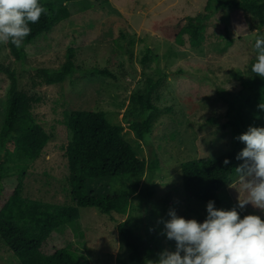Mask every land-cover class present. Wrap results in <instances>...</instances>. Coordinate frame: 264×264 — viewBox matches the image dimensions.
Instances as JSON below:
<instances>
[{"label":"rangeland","instance_id":"rangeland-1","mask_svg":"<svg viewBox=\"0 0 264 264\" xmlns=\"http://www.w3.org/2000/svg\"><path fill=\"white\" fill-rule=\"evenodd\" d=\"M206 3L207 0H73L67 3L73 13L88 9L102 12L103 17L97 20L98 26H112L106 31L108 33L100 34V40L94 38V34L90 36L88 26L64 23L55 32L28 45L27 56L21 61L16 59L8 44H0V63L15 71L24 88L40 95L39 117L48 130L57 135L35 162L15 161L7 167L9 172L14 168L25 172L24 191L27 198L45 205H75L72 188L66 180V143L59 130L64 128L66 112L74 109L97 110L106 112L112 123L123 125V135L133 144L138 157L148 160L154 150L161 160V169L155 173L146 171L135 193L153 187L155 197L135 198L131 210L134 228L152 242L158 256L165 250L175 251L176 248V242L168 240L163 234L164 224L160 222L171 219L168 215L170 210H175L178 217L204 222L207 202L176 201L182 188L180 165L186 160L215 159L234 148L233 126L227 118L229 105L221 99L218 91L225 88L238 92L244 81L256 76L251 71L255 62L254 44L257 36L264 35V22L259 24V19L252 16L251 31L240 35L235 31L233 17L224 9L215 12L208 20L205 39L200 47L191 46L188 36L181 45L164 35L163 28H155L157 23L169 17L204 13ZM115 18L117 22H113ZM122 33L126 34V38ZM71 45L78 48V59L86 66L64 83L45 85L44 77L38 71L43 67H59L67 59V50ZM147 46L157 56L158 65L154 62L146 73H154L160 66L169 76L159 91L160 98L156 100L160 119L153 131L139 140L124 121V114L131 94L142 86L146 69L141 60ZM98 66L107 67L112 76L92 75ZM191 82L210 87V92L194 98L190 90L183 88L184 83ZM10 86L9 76L0 73V131ZM250 112L256 113L253 110ZM257 119L264 124V110L260 109ZM245 146L243 143L239 145L237 155ZM242 163L238 160L237 168ZM16 181L17 176L6 177L1 186H9ZM166 181L169 183L164 184ZM125 185L134 187V179H94L89 182L87 192L112 195L119 193ZM219 195V210L236 208L241 218L259 215L264 219V213H257L247 205L244 209L239 208V197L244 200V191L236 172ZM81 215V219L73 225L69 223L62 227L64 229L56 237L57 242L72 245L78 251L82 264H123L124 248L117 225L128 214L108 216L96 209L84 208ZM0 264H20L11 249L1 241Z\"/></svg>","mask_w":264,"mask_h":264},{"label":"trees","instance_id":"trees-1","mask_svg":"<svg viewBox=\"0 0 264 264\" xmlns=\"http://www.w3.org/2000/svg\"><path fill=\"white\" fill-rule=\"evenodd\" d=\"M59 1L62 3L40 0L41 5L46 7L50 14L42 16L39 23L30 25L31 34L25 38L21 48L8 43L18 61L26 58L28 45L55 32L64 23L88 26L90 36L94 34V38L99 40L101 33L106 34V31L112 28L108 24L98 26L97 20L103 17L102 12L88 9L73 13L67 6V3L73 0ZM220 9H224L233 17L235 31L240 35L251 31V16L258 18L259 24L264 22V0H207L204 13L189 17H169L157 23L155 28H163L164 35L181 45L185 43V36H188L191 46L200 47L205 39L208 20ZM115 19L113 22H117V18ZM125 35L122 33L126 38ZM78 51L76 46L71 45L67 50V59L59 67L40 69L38 73L44 77V84L49 86L64 83L74 76L76 71L86 66V63L79 61ZM154 62L157 64V56L153 55L152 48L147 46L141 60L146 69L142 86L139 84L131 94L124 114V121L139 140L145 139L160 119L156 100L160 98L159 91L165 86L169 76L160 66L156 72L146 73ZM0 73L7 74L11 79L0 131V241L11 249L20 264H82L78 251L70 244L57 242L56 237L66 224L73 225L81 219V209L91 208L108 216L128 214V217L117 225L124 248L123 264L158 261L157 248L136 231L131 221L133 200L155 197L153 187L135 193L146 171L155 173L161 169V160L156 152L152 150L148 160L138 157L133 144L123 135V125L112 123L104 111H68L64 128L59 130V135L66 143V180L72 188L75 205H45L27 198L24 191L25 172L18 168L9 172L7 167L15 161L35 162L41 158L48 144L57 135L50 132L39 117L37 108L42 100L40 95L24 88L19 83L15 71L7 64L0 63ZM96 74L112 76L107 67L100 66L92 71V75ZM183 88L190 90L194 98L198 94L202 97L210 92V87L199 86L195 82L184 83ZM218 93L229 105L227 118L228 123L233 126L234 148L215 159L184 161L180 165L182 188L176 201H215V207L219 210V192L229 184L238 164L237 148L242 142L236 138L246 133L250 127H264L263 122L257 119V113L260 111L258 106L264 103V79L256 75L244 81L238 92L222 88ZM250 110L256 113H251ZM225 160L230 163L225 165ZM13 176H17L18 181L9 186L3 183L1 186L6 177ZM109 177H131L134 179V187L125 185L119 193L112 195L87 192L90 181ZM167 183L169 181L164 182ZM246 196L244 191L243 199ZM247 206L257 213H264L250 204Z\"/></svg>","mask_w":264,"mask_h":264},{"label":"clouds","instance_id":"clouds-1","mask_svg":"<svg viewBox=\"0 0 264 264\" xmlns=\"http://www.w3.org/2000/svg\"><path fill=\"white\" fill-rule=\"evenodd\" d=\"M40 0H0V44L23 46L31 34V24L39 23L49 15ZM255 62L251 71L264 79V35L257 36L254 44ZM264 110V103L258 106ZM245 148L237 155L243 163L235 169L246 198L239 208L246 205L264 211V127H250L238 136ZM225 165L230 163L224 161ZM204 222L178 217L170 210L164 224V235L176 242L175 251L165 250L158 261L146 264H264V219L259 215H245L232 210H218L215 201L207 203Z\"/></svg>","mask_w":264,"mask_h":264}]
</instances>
